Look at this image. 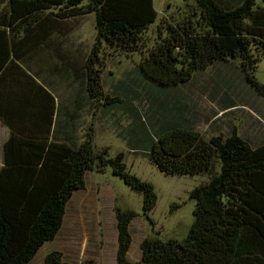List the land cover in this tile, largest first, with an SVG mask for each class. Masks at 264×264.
Here are the masks:
<instances>
[{
    "label": "trees",
    "instance_id": "16d2710c",
    "mask_svg": "<svg viewBox=\"0 0 264 264\" xmlns=\"http://www.w3.org/2000/svg\"><path fill=\"white\" fill-rule=\"evenodd\" d=\"M192 1L195 10L181 22H166L164 34L144 43L142 33L157 22L153 0H5L0 121L9 136L0 169V264H29L55 238L69 198L86 187L93 169L110 165L114 176L142 193L145 211L154 207L152 184L126 169L122 152L107 157V149L98 151L92 126L85 125L79 139L68 137L83 105L72 82L84 86L87 99L117 100L103 91L104 46L138 52V71L159 87L188 82L199 70L235 59L246 82L264 97L253 73L264 57V0ZM87 13L95 37L79 60L72 43L62 44L69 30L62 24ZM147 148L148 161L164 174L211 175L190 190L195 205L187 236L144 238L139 260L127 258L134 213L116 209V264H264V142L252 145L235 128L204 139L190 127L173 126L156 133ZM63 256L50 250L41 264H72Z\"/></svg>",
    "mask_w": 264,
    "mask_h": 264
},
{
    "label": "rangeland",
    "instance_id": "374dc122",
    "mask_svg": "<svg viewBox=\"0 0 264 264\" xmlns=\"http://www.w3.org/2000/svg\"><path fill=\"white\" fill-rule=\"evenodd\" d=\"M153 1L157 25L154 23L144 30V43L153 42L156 34H164L166 22H181L196 8L192 0ZM4 6L5 0H0L1 12ZM62 25L69 28L68 42L62 44L69 47L72 43L75 58L81 60L94 42L93 15L69 18ZM1 54L0 49V57ZM101 58L104 94L118 101L87 99L84 86L72 82L69 86L82 97L83 104L79 132L90 125L98 151L107 149V157L122 152L126 169L152 184L156 195L154 207L145 211L142 193L114 176L110 165L104 170L93 169L86 175V187L74 191L69 198L55 238L44 243L29 264H41L50 250L60 251L64 260L72 264H115L116 209L134 213L128 224L131 242L127 258L131 261L139 260V245L144 238L183 240L187 236L195 205L189 197L190 190L207 182L211 173L168 175L160 172L146 157L148 144L159 131L186 126L208 139L214 135L227 136L235 128L252 145L264 142V97L246 82L237 60L214 63L195 72L188 82L159 87L138 71L141 60L138 52L124 54L104 46ZM253 73L264 85V57L256 61ZM217 171L215 162L212 172Z\"/></svg>",
    "mask_w": 264,
    "mask_h": 264
},
{
    "label": "crops",
    "instance_id": "0c3cea01",
    "mask_svg": "<svg viewBox=\"0 0 264 264\" xmlns=\"http://www.w3.org/2000/svg\"><path fill=\"white\" fill-rule=\"evenodd\" d=\"M79 120L77 121V125H73L76 130H74L73 128H69V132H68V137L74 139V135L76 134V137L79 139L80 136H81V133L82 132H79V127H80V124L83 120V117H84V113L82 112V107L80 108V114H79ZM30 124V122L28 123ZM28 124H25L28 125ZM84 127H82L83 129ZM0 130H1V135H0V169L1 167L3 166V146H4V143L6 142V140L8 139V136H9V128L3 124L1 121H0ZM3 130V131H2ZM74 130V131H73ZM46 133V131H45ZM54 133L50 130H48V136L49 138L53 135ZM40 135V133H38V136ZM42 135V134H41ZM64 220V218H63ZM63 223V222H62ZM60 230V229H59ZM58 230V231H59ZM36 256V255H35ZM116 264V263H115Z\"/></svg>",
    "mask_w": 264,
    "mask_h": 264
}]
</instances>
